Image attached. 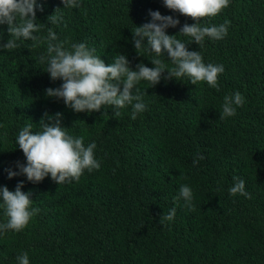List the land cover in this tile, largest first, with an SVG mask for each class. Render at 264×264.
Instances as JSON below:
<instances>
[{
	"label": "trees",
	"instance_id": "16d2710c",
	"mask_svg": "<svg viewBox=\"0 0 264 264\" xmlns=\"http://www.w3.org/2000/svg\"><path fill=\"white\" fill-rule=\"evenodd\" d=\"M37 3L43 11L36 12L41 30L35 35L52 28L69 42L65 47L84 42L105 64L124 54L133 69L141 62L154 67L155 53L138 55L131 32L150 21L149 10L178 18L166 33L184 42L190 38L177 33L180 26L196 22L163 0H80L76 8H64L62 0ZM56 8L63 23L52 25L47 17ZM225 20L224 38L186 45L205 64L223 65L219 91L162 75L146 89L147 108L135 120L131 106L114 117L111 106L77 113L47 97L45 89L62 81L51 80L39 61L46 45L32 48L21 38L17 49H0V186L13 191L24 181L21 191H30L32 207L40 209L22 231L0 233V264H18L23 252L29 264H264V0H230L198 23ZM9 38L7 25H0V43ZM160 59L172 66L166 52ZM236 91L245 103L221 120L223 97ZM57 112L70 135L95 142L100 168L58 185L50 175L35 184L24 175L8 178L6 169L26 163L16 146L19 130L31 124L32 132L40 131L44 114ZM197 154L204 159L194 165ZM233 177L245 181L250 199L229 195ZM181 185L193 190L192 210L182 198L175 201ZM173 207L174 219L162 225L160 216ZM6 219L0 208V223Z\"/></svg>",
	"mask_w": 264,
	"mask_h": 264
},
{
	"label": "clouds",
	"instance_id": "9594fccd",
	"mask_svg": "<svg viewBox=\"0 0 264 264\" xmlns=\"http://www.w3.org/2000/svg\"><path fill=\"white\" fill-rule=\"evenodd\" d=\"M230 0H163V6L173 13L190 17L195 23H184L179 33L190 38L187 42L178 39L175 34L169 35L166 29L175 28L180 24L178 18L172 15H162L158 10H149L150 21L136 26L132 32V43L138 54L139 50L154 52L151 59L154 67H147L142 62L131 68L130 61L124 54L113 58L105 64L100 56L95 55L96 49L89 48L84 42L70 43L59 41L56 32L48 28L47 36H39L41 26L36 23L37 10L43 11L37 0H0V25H7V34L11 37L0 43V49L15 50L21 38L31 40L32 48L46 45V52L39 56V61L46 65V71L51 80H61L56 88L45 89L47 97L62 99L66 107L74 112L99 111L106 105L113 109L114 117L121 116V109L131 106L130 118L135 120L139 113L146 110L143 97L146 89L157 85L162 75L165 80L181 81L187 77L189 82L197 85L206 82L207 85L219 91L218 76L224 72L223 65L205 64L202 55L197 50H189L186 45L192 42L203 46L205 39L220 40L227 35L230 21L212 26H201L198 21L204 17H213L229 6ZM64 8H76L80 0H62ZM56 8L47 17L52 25L63 23V14ZM145 38H147L146 43ZM167 53L172 66H166L160 57ZM139 55V54H138ZM166 73V75H164ZM144 82L145 86L141 87ZM245 98L236 91L225 95L221 104L219 118L232 117L237 107L243 106ZM62 113L54 115L45 113L40 120L41 130L32 132L28 124L19 130L16 146L22 151L26 163L16 162L18 171L6 169L8 178L24 175L32 183H38L50 175L58 185L72 180L79 181L85 170L92 172L100 168V162L95 158V142L85 145L84 137H74L66 131L61 123ZM204 159L197 154L193 164ZM234 184L229 188V195L237 194L251 198L245 190V181L233 177ZM24 181H19L15 190L0 186V208L7 218L0 223V233L12 230L22 231L29 221L39 213L40 209L32 207L31 192L21 191ZM184 200L185 206L192 210L193 190L188 185L179 187L175 198L178 203ZM176 208L173 207L166 215L160 216V223L172 221ZM18 264H29L27 252L17 256Z\"/></svg>",
	"mask_w": 264,
	"mask_h": 264
}]
</instances>
